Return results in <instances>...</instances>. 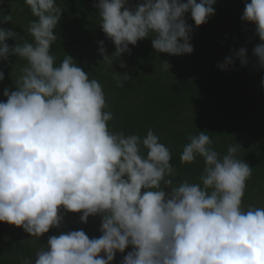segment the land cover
Wrapping results in <instances>:
<instances>
[{
	"label": "clouds",
	"instance_id": "clouds-1",
	"mask_svg": "<svg viewBox=\"0 0 264 264\" xmlns=\"http://www.w3.org/2000/svg\"><path fill=\"white\" fill-rule=\"evenodd\" d=\"M36 18L27 27L32 40L0 28V61H25L0 101V223L41 238L60 229L64 213L81 223L100 217L101 235L81 230L49 236L35 259L21 264H264V206L244 197L253 168L238 158L241 145L221 155L207 132L188 137L182 164L202 159L198 181L175 179L172 150L149 129L144 137L109 128L113 120L102 85L70 56L57 64L51 47L62 9L57 0H25ZM216 0H99V27L115 45L103 62L113 63L129 45L151 37L157 53L191 55L194 28L215 15ZM4 23L11 15L0 14ZM242 21L255 26L261 43L252 50L264 69V0L246 2ZM17 41L10 46L8 40ZM250 61L245 47L218 64L221 70ZM127 65L121 62L119 65ZM164 61L161 68L169 71ZM117 81L121 76L114 72ZM13 75V71L11 76ZM5 74L0 71V81ZM264 83V81H262ZM131 249V250H129ZM126 253V254H125Z\"/></svg>",
	"mask_w": 264,
	"mask_h": 264
},
{
	"label": "trees",
	"instance_id": "trees-1",
	"mask_svg": "<svg viewBox=\"0 0 264 264\" xmlns=\"http://www.w3.org/2000/svg\"><path fill=\"white\" fill-rule=\"evenodd\" d=\"M98 2L57 0L63 13L55 30L57 40L51 54L57 58V64L65 54L70 55L90 79L102 85L108 105L106 111L113 115L109 128L140 137L149 129L154 130L172 150L171 163L177 181L188 178L196 182L204 168L202 159L192 165L180 161V153L190 135L207 132L221 155L226 153L229 144L239 143L238 158L253 168L244 197L245 209L248 205L264 206V69L252 56L253 48L261 41L255 34V26L241 19L245 3L250 0H216L215 15L198 28L189 14L186 18L194 28L191 55L157 53L149 37L138 41L136 46L129 45L130 54L116 60L112 68L101 62L100 42H104L109 56L115 52V45L98 25V9L94 7ZM140 2L129 0L130 6ZM0 14L12 16L8 23L0 18V28L11 29L20 37L32 40L27 27L36 18L25 0H0ZM16 42L7 41L10 46ZM240 47L248 51V66H241L237 59L235 66L228 70L217 67ZM164 61L171 65L169 71L162 70ZM121 62L127 66L121 68ZM25 63L15 56L7 63L0 61V71L5 74L4 81H0V101L6 100L5 88L15 90L14 81ZM114 72L130 78L120 77L117 81ZM61 214L64 215L61 228H53L41 238L0 223V264H21L20 257L34 260L36 250L47 245L49 236L60 232L82 229L89 238L101 235L100 217H89L84 224L80 214L63 210ZM122 258L117 253L114 264H120Z\"/></svg>",
	"mask_w": 264,
	"mask_h": 264
}]
</instances>
